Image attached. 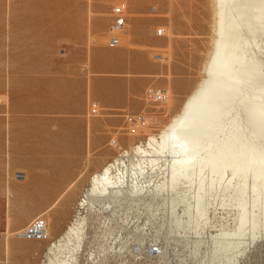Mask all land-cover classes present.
Segmentation results:
<instances>
[{
	"label": "rangeland",
	"instance_id": "374dc122",
	"mask_svg": "<svg viewBox=\"0 0 264 264\" xmlns=\"http://www.w3.org/2000/svg\"><path fill=\"white\" fill-rule=\"evenodd\" d=\"M121 3L127 24L112 31L111 11ZM211 4L0 0V264L47 263L71 203L59 192L45 193L46 185L102 168L179 111L210 49ZM149 87L167 97L148 98ZM119 215L122 248H110L103 262L82 258L81 264H210V235L232 222L221 206L210 209L211 223L201 234L194 224L176 225L156 203L152 210L134 204ZM32 226L44 228L45 236L26 235ZM198 237L205 242L195 247ZM216 264L232 263L222 256ZM235 264H264V235L248 242Z\"/></svg>",
	"mask_w": 264,
	"mask_h": 264
},
{
	"label": "bare ground",
	"instance_id": "6f19581e",
	"mask_svg": "<svg viewBox=\"0 0 264 264\" xmlns=\"http://www.w3.org/2000/svg\"><path fill=\"white\" fill-rule=\"evenodd\" d=\"M212 4L202 75L179 111L102 168L45 186V193L59 192L71 203L67 228L51 240L46 264L102 261L110 248L117 253L119 214L134 204L152 210L156 203L176 225L194 224L198 234L211 223L210 209L227 210L232 222H222L208 241L210 264L222 256L235 264L245 245L264 235V0ZM179 134L188 136V156L171 143ZM202 242L196 238L195 247Z\"/></svg>",
	"mask_w": 264,
	"mask_h": 264
},
{
	"label": "built area",
	"instance_id": "2783aa9c",
	"mask_svg": "<svg viewBox=\"0 0 264 264\" xmlns=\"http://www.w3.org/2000/svg\"><path fill=\"white\" fill-rule=\"evenodd\" d=\"M112 24H111V30L114 31V30H119L121 28H123L126 24H127V13H126V7L124 4H118V5H115L113 8H112ZM157 33L159 35H162L164 33V28H158L157 29ZM146 95L148 98L150 99H157V100H163L166 98V94L161 91V90H158L156 88H153V87H149L146 91ZM98 111V108H97V103H93L92 104V112H97ZM139 119H142L144 120L145 117L143 115H140L138 116ZM131 120L134 119V117H130ZM144 122V121H143ZM44 228L42 230H37L36 227H30L28 229H26V235H29V236H40V237H44L45 234H43L44 232Z\"/></svg>",
	"mask_w": 264,
	"mask_h": 264
},
{
	"label": "crops",
	"instance_id": "0c3cea01",
	"mask_svg": "<svg viewBox=\"0 0 264 264\" xmlns=\"http://www.w3.org/2000/svg\"><path fill=\"white\" fill-rule=\"evenodd\" d=\"M125 82L127 81V80H125V79H123ZM120 81V80H119ZM120 102V101H119ZM125 104V102L123 101V102H121V105H124Z\"/></svg>",
	"mask_w": 264,
	"mask_h": 264
}]
</instances>
